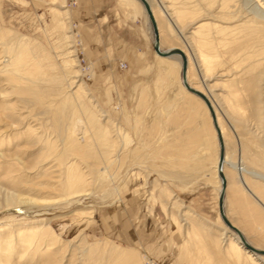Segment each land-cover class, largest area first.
I'll return each instance as SVG.
<instances>
[{
	"label": "bare ground",
	"instance_id": "obj_1",
	"mask_svg": "<svg viewBox=\"0 0 264 264\" xmlns=\"http://www.w3.org/2000/svg\"><path fill=\"white\" fill-rule=\"evenodd\" d=\"M122 1L134 10H141L139 12L152 25L144 1ZM145 1L156 23L160 51L179 49L184 53L187 85L201 92L215 113L224 147V190L219 174L220 141L212 112L202 97L188 89L182 74L183 89L206 106L213 120L214 140L219 150L213 165L217 202L219 206L220 194L224 191L225 217L239 232L230 227L221 214V224L212 226L192 210L183 212L181 202L171 194L168 186L158 184L160 197L173 198L171 208L180 212L179 217L172 214L178 231L182 228V221L187 223L184 244L194 254L192 264H201L203 258L210 259L211 264H264V250L251 246L237 224L240 220L228 217L225 212L226 192L233 184L237 192H251L255 196L258 204L254 201V204L249 202L247 205L251 208V215L263 219L264 173L233 160L231 130L218 119L222 109L233 121L247 123L251 120L264 128V11L243 9V4L239 3L241 0H199L193 5L186 3L181 11H166L170 26L186 42L188 52L178 45L165 47L169 40L162 36L165 31L170 35L171 27L163 30L164 21L154 9V0ZM155 1L166 6L162 0ZM254 1V4L258 2ZM262 4L264 8V0ZM52 15L54 33H58L59 45L56 47L62 51L61 67L38 41L27 35L10 37L14 32L0 26L2 205H53L87 194L98 172L101 171L103 179H108L106 174L109 177L116 175L124 159L119 153L133 142L130 133L106 115L83 79L78 78L76 50L71 49L74 36L69 10L64 5L54 7ZM154 43L155 35L153 46ZM157 55L164 59H178L183 71L180 54ZM227 61L232 65L225 68ZM193 67L201 79L200 85L193 81ZM214 76L227 78H217L209 84ZM218 85L223 86V92L213 93ZM243 91L249 95L250 99L245 98L248 102H244L242 96L246 94H242ZM248 106L252 107L250 111ZM262 132L264 141V129ZM22 186L29 190L26 192ZM77 213L92 219L94 212L78 209ZM43 220L38 218L31 224L24 221L15 229L0 227V264H83L93 258L101 245V241L90 242L83 232L69 241L71 245L64 244L51 225ZM89 223L87 220L84 225ZM140 258L153 264L135 248L122 247L111 264H131Z\"/></svg>",
	"mask_w": 264,
	"mask_h": 264
},
{
	"label": "rangeland",
	"instance_id": "obj_2",
	"mask_svg": "<svg viewBox=\"0 0 264 264\" xmlns=\"http://www.w3.org/2000/svg\"><path fill=\"white\" fill-rule=\"evenodd\" d=\"M162 1L166 6L154 0V9L164 21L163 30L171 27L170 35L165 31L162 36L169 40L165 47L178 45L189 52L186 42L170 26L166 11H181L186 3L193 5L199 0ZM241 1L243 9L264 11L263 0L256 4L254 0ZM119 4L122 11H129L134 17L142 16H129L128 23L143 27L141 33L123 27L120 35L131 43L121 47L116 46L117 0H103L101 11H79L78 0H65L64 3L62 0H0V26L14 32L10 37L27 35L38 41L60 67L63 58L61 49L56 47L59 45L58 33H54L52 9L64 5L69 10L74 36L71 49L76 50L78 78L83 79L106 115L133 139L119 153L124 159L116 175L109 177L106 174L108 179H103L101 171L98 172L89 193L53 205L7 206L2 201L0 227L15 229L24 221L31 224L32 220L42 218L67 245L83 232L90 242L101 241L93 258L83 264H111L122 247L135 248L153 264H192L194 254L184 244L187 223L182 221L184 226L177 230L172 214L179 217L180 212L171 208L172 197H160L158 184L171 189V194L181 202L183 212H198L210 219L207 223L212 226L221 223L220 216L217 221L220 212L213 173L219 152L214 140L213 120L206 106L183 89L182 65L178 59H164L150 45L154 41L150 21L139 12L141 10L126 6L122 0ZM93 26L95 30H89ZM96 50L106 54L96 64H90L92 59L86 53ZM142 52L146 55L141 57ZM229 61L225 68L232 65L233 61ZM145 65L150 66L144 72ZM193 74V81L200 85L195 67ZM217 78L227 77L214 76L208 83L212 84ZM217 87L213 93L223 92V86ZM244 93L243 101L248 102L249 95ZM248 107L250 111L252 107ZM218 119L232 131L233 160L264 173V128L251 120L248 124L233 121L222 109ZM23 188L26 192L29 190ZM78 209L92 210L93 218L79 216ZM87 220L90 223L85 226ZM209 260L203 258L201 264H211ZM144 261L140 258L134 263L148 264Z\"/></svg>",
	"mask_w": 264,
	"mask_h": 264
},
{
	"label": "crops",
	"instance_id": "obj_3",
	"mask_svg": "<svg viewBox=\"0 0 264 264\" xmlns=\"http://www.w3.org/2000/svg\"><path fill=\"white\" fill-rule=\"evenodd\" d=\"M78 3H79V6L77 5V7L79 8V11H101L103 0H78ZM122 9L123 7L120 6L119 0H117V7H116V46L117 47H121L122 44L126 46L128 45V43H131L130 40H126L121 37L120 31L122 30L123 27L131 28L136 33L137 32L141 33L143 29V27L139 24L128 23V21H126V19L129 16H131L132 18H139L142 16L134 17L132 14H130L129 11H122ZM89 30H95L94 26L92 28H89ZM142 38H144L143 39L144 42L149 44V41H147L145 37H142ZM151 43L153 42L151 41ZM150 45H153V44H150ZM97 49L99 50L100 47L98 46ZM104 54L106 53L105 52L99 53V51L97 50L94 53H88V54L86 53V55L87 56L89 55L88 57L92 59L90 64H96L100 60L99 58H101ZM142 55H146V54L142 52L140 53V56L142 57ZM150 65H145L143 71L145 72V69H147ZM241 183H243V181L240 179L239 184ZM254 201L256 202V199H255V196L251 192L245 193V194L239 193L237 192L236 188L232 184V188L231 189L228 188L226 192V201H225L226 211L225 212L227 213L228 217L237 219L238 221L240 220V222H238L237 224L241 227L240 230L244 233V235L248 239L247 242L251 246H253L256 249L264 250V209L263 207L260 206L262 209V213H263V219H259L257 216L251 215V208L247 205V203L253 202L254 204ZM217 213H218V210H217ZM200 215L207 218L206 216L202 214ZM219 216L220 215L218 213V216H217L218 222H219ZM205 220L209 221L210 219L208 220L207 218ZM220 221H222L221 218H220Z\"/></svg>",
	"mask_w": 264,
	"mask_h": 264
},
{
	"label": "water",
	"instance_id": "obj_4",
	"mask_svg": "<svg viewBox=\"0 0 264 264\" xmlns=\"http://www.w3.org/2000/svg\"><path fill=\"white\" fill-rule=\"evenodd\" d=\"M144 1L147 9H148V13L150 14V18H151V21H152V25H153V28H154V35H155V43H154V48L156 50L157 53H159L160 55H164V56H171L173 54H180L182 56V59H183V71H182V74H183V80L186 84V86L188 87V89L196 94H198L200 97H202L206 103L208 104V106L210 107V110L212 112V116H213V119H214V123H215V126H216V129L218 130V135H219V141H220V162H219V174L223 180V190L225 188V179H224V174L222 172V163H223V158H224V147H223V141H222V136H221V132L217 126V122H216V117H215V113L210 105V102L209 100L199 91H196L194 89H192L190 86L187 85V82H186V76H185V72H186V65H187V59H186V56L184 55V53L179 50V49H175V50H170V51H167V52H161L160 49H159V46H158V31H157V28H156V23L151 15V11H150V8L148 6V4L146 3L145 0H142ZM223 201H224V191H221V194H220V199H219V209H220V214L222 216V218L224 219V221L230 226L232 227L234 230H236L237 232H239L237 229H235L232 224L228 221V219L225 217V214H224V210H223ZM243 239V238H242ZM251 249V248H250Z\"/></svg>",
	"mask_w": 264,
	"mask_h": 264
}]
</instances>
